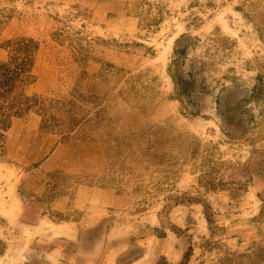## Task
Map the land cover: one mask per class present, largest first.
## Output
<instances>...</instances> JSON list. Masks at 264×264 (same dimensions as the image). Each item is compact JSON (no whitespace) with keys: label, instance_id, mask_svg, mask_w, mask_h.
Returning <instances> with one entry per match:
<instances>
[{"label":"rangeland","instance_id":"1","mask_svg":"<svg viewBox=\"0 0 264 264\" xmlns=\"http://www.w3.org/2000/svg\"><path fill=\"white\" fill-rule=\"evenodd\" d=\"M82 260L264 264V0H0V262Z\"/></svg>","mask_w":264,"mask_h":264},{"label":"bare ground","instance_id":"2","mask_svg":"<svg viewBox=\"0 0 264 264\" xmlns=\"http://www.w3.org/2000/svg\"><path fill=\"white\" fill-rule=\"evenodd\" d=\"M3 206V205H2ZM4 207V206H3ZM10 210V209H9ZM14 215V214H13ZM45 225H47V223H45ZM52 227L54 228V234H61L62 233V229L61 228H58V227H55L52 225ZM52 229V228H51ZM70 232V231H69ZM0 264H4L3 261L0 262Z\"/></svg>","mask_w":264,"mask_h":264},{"label":"crops","instance_id":"3","mask_svg":"<svg viewBox=\"0 0 264 264\" xmlns=\"http://www.w3.org/2000/svg\"><path fill=\"white\" fill-rule=\"evenodd\" d=\"M57 254V253H56ZM81 264H85V262H83V260L81 261Z\"/></svg>","mask_w":264,"mask_h":264}]
</instances>
